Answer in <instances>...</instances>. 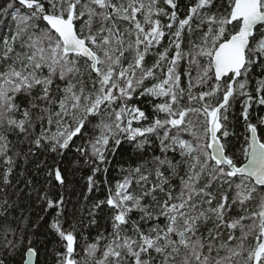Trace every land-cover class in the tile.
<instances>
[{
    "label": "snow or ice",
    "instance_id": "1",
    "mask_svg": "<svg viewBox=\"0 0 264 264\" xmlns=\"http://www.w3.org/2000/svg\"><path fill=\"white\" fill-rule=\"evenodd\" d=\"M0 25V264H264V0H0Z\"/></svg>",
    "mask_w": 264,
    "mask_h": 264
},
{
    "label": "trees",
    "instance_id": "2",
    "mask_svg": "<svg viewBox=\"0 0 264 264\" xmlns=\"http://www.w3.org/2000/svg\"><path fill=\"white\" fill-rule=\"evenodd\" d=\"M181 3L186 4V3H188V0H181ZM6 23H11V21L10 20L6 21ZM6 32H7V27L4 25H0V34L6 33ZM235 131L239 135L240 133L243 132V128L239 124H237ZM233 144H234L236 150L238 151L239 150V141H237L235 138H233ZM128 147H129L128 145H125V148H128ZM128 155H129V153H124L123 156L121 157V162L126 161L128 158ZM117 171H118L117 169H113L111 174H110V178L118 179L119 177L117 175ZM2 243H3V233H2V229H0V245H2ZM41 258L44 259L43 252L41 254Z\"/></svg>",
    "mask_w": 264,
    "mask_h": 264
}]
</instances>
